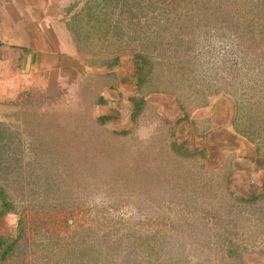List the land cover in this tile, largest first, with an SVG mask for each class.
I'll return each mask as SVG.
<instances>
[{
    "label": "rangeland",
    "instance_id": "1",
    "mask_svg": "<svg viewBox=\"0 0 264 264\" xmlns=\"http://www.w3.org/2000/svg\"><path fill=\"white\" fill-rule=\"evenodd\" d=\"M207 5L126 20L118 37L90 20L118 71L15 98L3 122L20 132L22 187L0 235L31 206L61 211L44 221L56 239L31 232L34 264H264V0ZM137 53L152 63L144 84ZM227 117L252 156L207 143Z\"/></svg>",
    "mask_w": 264,
    "mask_h": 264
},
{
    "label": "crops",
    "instance_id": "2",
    "mask_svg": "<svg viewBox=\"0 0 264 264\" xmlns=\"http://www.w3.org/2000/svg\"><path fill=\"white\" fill-rule=\"evenodd\" d=\"M85 2L0 0V121H5L7 113L18 105L21 99L15 98L25 89H38L50 94L54 88L57 90L71 83H78L83 89V81L90 75L99 77L113 68L115 71L124 62L120 57V63L111 65V61L118 57L114 55L103 60L99 54L101 49H95L98 44L92 40L90 32H85L88 25L83 26L90 21L84 11ZM101 60L104 63H100ZM209 115L208 122L214 124L211 114L200 118L208 119ZM202 119L199 121L204 122ZM228 120V117L225 123L221 120L220 126L217 125V130L213 131L218 136H214L213 142L207 140V143L217 140L216 152L222 156L224 153L228 156L229 153L252 156V143L242 133L234 131L233 123ZM200 122L199 125L203 126ZM224 124L226 126L222 130ZM221 137L226 140L222 142Z\"/></svg>",
    "mask_w": 264,
    "mask_h": 264
},
{
    "label": "trees",
    "instance_id": "3",
    "mask_svg": "<svg viewBox=\"0 0 264 264\" xmlns=\"http://www.w3.org/2000/svg\"><path fill=\"white\" fill-rule=\"evenodd\" d=\"M195 8L202 10L205 14L209 8L207 0H87L84 5V11L97 28L94 29L103 34H109L113 29V35L117 37L120 35L118 29L126 20L136 19L148 23L163 20L164 15L175 17L179 14V10H186L185 13H187ZM117 9L119 14L114 19L113 15L118 12L114 13V11ZM169 19L172 18L168 17L167 20ZM174 21L176 19L170 23ZM135 58L139 84H144L147 74L153 70L152 63L139 53ZM119 60L120 57L111 61V65L117 64ZM19 134L20 132L14 130L9 124L0 122V217L16 211L17 200L20 199L18 192L16 193L18 189L16 186L22 187L19 182L21 181L20 175L23 173L21 158L17 155L22 141ZM46 203L40 206L43 212L40 213L41 215L34 209V206H31L32 214L29 217L25 212H19L18 228L14 235H0V264H34L36 251L31 246L35 244V241L29 238L33 231L47 235L46 231L48 230L47 232H51V234L47 235V238L51 236L56 239L58 232L46 227L47 222L44 221L45 219L48 221L50 216L60 215L61 211L54 210Z\"/></svg>",
    "mask_w": 264,
    "mask_h": 264
}]
</instances>
